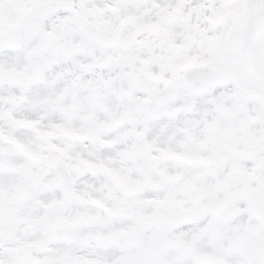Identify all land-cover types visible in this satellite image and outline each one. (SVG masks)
<instances>
[{"label": "snow or ice", "instance_id": "6c2138e0", "mask_svg": "<svg viewBox=\"0 0 264 264\" xmlns=\"http://www.w3.org/2000/svg\"><path fill=\"white\" fill-rule=\"evenodd\" d=\"M0 264H264V0H0Z\"/></svg>", "mask_w": 264, "mask_h": 264}]
</instances>
